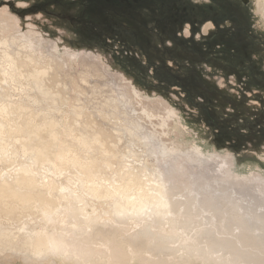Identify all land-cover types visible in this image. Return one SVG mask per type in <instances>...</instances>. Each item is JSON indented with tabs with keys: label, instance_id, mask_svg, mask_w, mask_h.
I'll list each match as a JSON object with an SVG mask.
<instances>
[{
	"label": "rangeland",
	"instance_id": "rangeland-1",
	"mask_svg": "<svg viewBox=\"0 0 264 264\" xmlns=\"http://www.w3.org/2000/svg\"><path fill=\"white\" fill-rule=\"evenodd\" d=\"M169 1L181 0H0V50L54 63L60 84L44 96L34 84L9 82L7 102L21 99L40 112L37 120L52 118L58 123L52 148H70L79 158L56 172L50 163L33 167L37 186L53 181L47 196L56 207L0 213V264H264V134H256L264 125V0H230L241 20L239 27L229 20L233 38L219 24L193 48L165 10ZM189 1V13L195 11L189 23L198 29L217 6ZM98 14L138 24L151 37L149 47L139 51L99 30ZM217 117L231 126L216 127ZM69 127L71 136H63ZM99 130L111 133L110 141L96 142ZM33 162L18 144L9 146L0 153V184L15 187L14 169ZM127 173L164 188L151 191L156 199L141 198L140 215L114 209L122 191L123 200L138 198L136 186L121 181ZM166 200L172 211L162 219L159 201ZM38 235L64 241L36 252ZM228 240L233 246L223 247Z\"/></svg>",
	"mask_w": 264,
	"mask_h": 264
},
{
	"label": "bare ground",
	"instance_id": "bare-ground-1",
	"mask_svg": "<svg viewBox=\"0 0 264 264\" xmlns=\"http://www.w3.org/2000/svg\"><path fill=\"white\" fill-rule=\"evenodd\" d=\"M4 43V41H0V46L4 45ZM56 69V65L52 62L47 61L46 64H37L29 57L20 55L19 53H17L15 57H12L6 51L0 50V91L2 93L0 94V153H5L6 151H8L9 146L18 144V147L21 150V154L26 155L27 153H31L34 156L32 167L18 165L14 169L13 172L16 173L15 187H11L5 181L4 183L0 184V213H6L11 217H15L18 214L20 207L23 209H31L34 208L33 206L36 204L35 208H39L41 212L44 213L49 212L56 207V200L50 199L47 196L48 192L50 193L53 189H55L53 181H47V183H42L41 186H37V180L35 179V175L33 174L34 166L40 167V165H43L44 163H50L53 166L54 171L56 172L58 169H62L65 163H78L79 158H76V154L70 148L64 150L59 147V145H57V147H59L60 151L58 149L52 148L54 145H56L53 142L57 139L58 123L53 121L52 118L46 117L39 118L37 120L40 112L37 109L35 111L27 105H24L21 99L19 101L7 102V99H12L11 94L8 92L9 82L20 85H24L23 83L28 85L34 84L39 89H42L40 92L42 95H51L52 92L57 89V86L59 88L60 85L57 84L58 79H56V75L58 76V74L56 73L59 71H57ZM58 69L60 70L61 68ZM56 94H58V97H60L61 102L65 101V99L61 98V96H64V93H62L61 95V92H57ZM27 97L29 99H32V101L34 102L37 101L35 97ZM48 102L53 104L55 102V97L51 96L48 99ZM83 113L84 112H82L81 114ZM78 114H76V116ZM71 116L73 117L74 114ZM71 116L69 117V119L67 116H65L66 118L63 117L65 125L70 123ZM88 118L89 116L87 117L86 121L89 123V120H91V118ZM72 132L73 130L69 127L66 131H64L63 136H71ZM99 133L97 134L98 136L95 139L96 142L105 143V140L109 139L108 141H110L111 136H113L109 135L111 133L108 134L106 131L103 133L99 130ZM77 142L80 146L85 147L87 145L86 138H81L80 136L77 137ZM103 147L106 146L103 145ZM106 148L105 151L108 149ZM121 181L125 184V187L127 189L136 186L135 189H133L137 193L138 198H135L134 200H132V198H127L126 200H123L127 196H124L125 194L122 193L123 191L120 186L112 188L113 192L111 193L108 190L105 194L106 197H110L112 193L115 194L119 192L121 188L122 192L120 193V196L118 197V199H114L115 212L120 215L125 214V211H127L128 208L129 210H133V213H135V215L139 213L142 214V212L144 213L143 210L145 205L142 204L141 198L152 196V199H156V195L151 193V191L153 190L154 193H160L164 190V188L161 187L149 188L148 186H150V184L148 183V180L147 183L149 185L147 183L144 184L146 180L143 183L144 180L142 181L141 177L139 178V176L134 175L133 173H127V178H123L121 179ZM42 188L47 192L40 191ZM87 190L95 196H99L95 188L90 187ZM159 204L163 211L157 212L161 214L160 218L163 219L167 216V214L171 213V203L166 200L164 202L159 201ZM174 225L175 222L172 221L171 226L173 227ZM180 226L187 227L189 225L181 222ZM102 227L104 226L99 225L94 228H98L99 230H101L103 229ZM143 231L146 235L150 233L147 223L145 224ZM222 232L229 237L233 236L232 232L228 229L227 226L222 227ZM38 236L35 237V243L32 244L34 245L33 249L36 252L40 251L47 242L48 244H53V242H57L58 240H60L62 244V242L64 241V236L63 238L62 236H60L53 237L51 239H46L42 238V236ZM170 240L174 241L173 239ZM139 243L141 244V241ZM222 246L230 248L233 246V243L228 240Z\"/></svg>",
	"mask_w": 264,
	"mask_h": 264
},
{
	"label": "flooded vegetation",
	"instance_id": "flooded-vegetation-1",
	"mask_svg": "<svg viewBox=\"0 0 264 264\" xmlns=\"http://www.w3.org/2000/svg\"><path fill=\"white\" fill-rule=\"evenodd\" d=\"M130 2H137L143 0H129ZM189 0H181L178 3L169 1L164 5L165 10L170 15V19L174 21L175 27L177 28V33L179 36L185 38L188 41L189 48H193L192 46L197 43L196 40L209 38V36L213 33L217 32V26L219 24H226V26H222L226 32H231V38H233L232 29L229 23V20L234 21L236 26L239 27L241 23L240 20V8L234 2H230V0H213L215 2L217 9L212 13V19L205 21L201 24L198 29L195 26L189 23L191 16L194 12L189 13ZM210 2V0H209ZM95 23H97V28L107 34L112 35L113 37H129L138 39L141 43V47H149L150 35L138 24L131 22H122L119 18L113 15H103L98 14L94 17ZM211 24L212 27L208 30L206 35H203V28L207 25ZM188 32V37H186L185 33ZM191 36H194V39H191ZM201 37V38H200ZM219 38V37H218Z\"/></svg>",
	"mask_w": 264,
	"mask_h": 264
},
{
	"label": "trees",
	"instance_id": "trees-1",
	"mask_svg": "<svg viewBox=\"0 0 264 264\" xmlns=\"http://www.w3.org/2000/svg\"><path fill=\"white\" fill-rule=\"evenodd\" d=\"M96 26H97V23H96ZM116 39H122V40H125L130 46H133V47H136L139 51H144V49H145V47H141V43H140V41L138 40V39H134V38H129V37H115ZM149 40H150V38H149ZM173 85V84H172ZM242 96V95H241ZM240 96V98H244L243 96L241 97ZM234 101H236L235 99H233ZM234 112V111H233ZM239 118V121L240 122H243V121H245V119H246V117L245 116H239L238 117ZM256 118V117H255ZM259 118H257V120H258ZM259 121H261V119L259 120ZM214 122H215V124L217 125L216 127H218V128H220L221 127V125L222 124H225V125H227L228 127L229 126H231V125H229V123L227 122V118L225 119V118H222V117H217V118H215L214 119ZM225 128V127H224ZM223 128V129H224ZM231 128V127H230ZM232 130V129H231ZM233 132H235V131H237V130H235V128L232 130ZM251 132V131H250ZM223 134H225V132H223ZM238 134V132L236 133V135ZM250 134H253V133H250ZM257 135H261V134H264V125L263 126H261V132H257L256 133ZM256 134H253V135H255L256 136ZM227 136L231 139V136H234V134L231 132V131H227ZM232 141H233V139H231Z\"/></svg>",
	"mask_w": 264,
	"mask_h": 264
}]
</instances>
